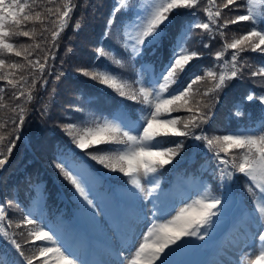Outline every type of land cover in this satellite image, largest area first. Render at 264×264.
I'll return each instance as SVG.
<instances>
[{"label":"snow or ice","instance_id":"obj_1","mask_svg":"<svg viewBox=\"0 0 264 264\" xmlns=\"http://www.w3.org/2000/svg\"><path fill=\"white\" fill-rule=\"evenodd\" d=\"M256 2L225 0L217 4V0H207V6L203 8L207 22L196 20L182 25V30L174 38L167 63L148 80L142 77L128 80L119 72L104 66L93 65L92 70H79L83 75L112 89L124 100L139 105L136 109L139 117L135 120L121 112L112 119L82 122L79 126L76 123L61 125L74 148L69 150V155L58 156L54 165L72 186L84 212L93 218L98 211V194L89 171L92 165L84 166L77 160L89 158L109 173L122 174L125 188L118 194L120 198L116 201V207L121 209L120 222L116 225L119 240L109 252L116 259H86L66 241L59 225L49 223L43 217L33 216L30 211L26 218L14 223L6 211L12 203L8 201L7 205L0 204V240L14 256L4 264H34V261L36 264H175L172 257L192 243V238L202 242L210 236L209 229L222 215L227 200L202 182L195 198H186L189 202H182L183 206L177 208L175 201H171L160 189L158 177L161 170L166 165H172L184 149V141H173V137L203 142L205 149L212 153V159L217 161L221 185L225 181H234L238 174L246 178L245 190L252 207L242 210L243 227L258 246L254 252L242 249L236 264H264V123L258 127H246L242 131L211 137L203 131V125L213 115L212 108L215 103H219V93L228 82L240 78L245 68L252 67L238 60L241 53L264 54V9L257 10L254 6ZM199 3L200 0H144L139 10L133 13L136 5L132 0H114L107 23L113 25L116 15L121 12L135 16L130 23L131 30L125 33L123 44L124 50L131 54L130 58L135 60L143 55L145 49H151L159 43L162 26L169 22L172 13L180 9H195ZM260 3H264V0H260ZM52 4L56 5L55 8L48 6ZM76 6L75 0H32L31 4L29 0H0V81H6V85L14 90L12 95L16 100L24 98V103L33 101L32 91L37 80L43 78L47 82L46 64L49 59H54V55L45 52L43 63L39 59L33 61L29 57L37 49L43 51L41 45L18 47L12 42L13 39L34 37V31L23 30V27L29 21H40L55 26L51 31V43L47 45L49 48L55 47ZM37 8L40 10L37 11ZM225 9H244L245 14L224 19L222 12ZM192 15L196 17L195 12ZM240 22H250V29L238 37L234 35L231 42L225 41L221 50L214 53V65L203 70L204 75L192 73L185 79L189 65L201 55L186 46L191 29H201L210 38L216 35L224 37V30L229 25H238ZM47 31L45 27L40 33L42 39H46L44 33ZM204 47L208 48L209 45L205 44ZM96 54L97 60L107 58L118 68L125 66L122 59L115 58L103 47L97 48ZM9 55L23 57L30 76L33 75L32 70L40 73L39 77L32 79L31 86H28V76L10 78L16 73L7 70L24 69L26 65L9 63L3 58ZM226 55L230 59H225ZM250 76L261 78L259 86L262 93L249 92L235 102L237 117L244 115V103L259 102L264 108V63L252 70ZM206 78L211 81V87L201 93L195 86ZM4 90L0 87V93ZM0 100H3L2 95ZM11 111L14 115L0 123V130L7 129L0 131V168L6 165L20 138L19 131L25 120L26 109L21 104ZM182 111L189 115H173ZM9 124L12 125L10 128ZM198 128L201 129L199 134L195 131ZM145 201L152 204L148 212L144 211ZM13 226L15 229L26 227L27 235L23 231H10ZM17 235L25 237L22 243L18 242ZM25 248L31 254H26Z\"/></svg>","mask_w":264,"mask_h":264},{"label":"trees","instance_id":"obj_2","mask_svg":"<svg viewBox=\"0 0 264 264\" xmlns=\"http://www.w3.org/2000/svg\"><path fill=\"white\" fill-rule=\"evenodd\" d=\"M75 2L77 6L68 25L55 42V47H47L51 43V31L55 26L40 21H29L23 27V30L34 31V37H19L12 41L18 47L41 45L43 51L37 49L29 57L33 61L39 59L43 63L45 52L54 55V59H49L46 64L47 82L43 78L37 80L35 89L32 91L33 101L24 103V98L16 100L12 95L14 90L6 85V81H0V87L5 89L3 93H0L3 96V100H0V105H3L0 107V123L14 115L11 109L17 104H21L26 109L25 120L19 131L20 138L16 141L6 165L0 168V204L7 205L8 201L12 202L6 211L8 218L14 223L26 218L29 211L33 216L43 217L47 222H55V224H58L61 218L73 220L74 213L86 222V212L77 199V195L74 194L72 186L54 166L58 156L69 155V150L74 148L61 125L76 123L79 126L82 122L112 118L121 112L127 113L133 120L139 117V112L136 111L138 104L124 100L112 89L83 75L79 70H92L93 65L104 66L113 72H119L128 80L141 77L144 65H149L153 72H158L162 65L167 63L174 38L178 31L182 30L181 26H186L189 22L194 23L196 20L207 22L206 14L203 12V8L207 6V0H200L195 9L175 11L171 14L169 22L162 26L163 33L159 43L151 49H145L142 56L133 60L130 58L131 54L124 50L123 44L128 21L134 15L118 13L115 23L109 26L107 22L114 7V0H75ZM143 2L144 0H132V3L136 5L133 13ZM224 2L225 0H217V4ZM29 3L31 4L32 0H29ZM48 6L55 8L56 5ZM254 6L257 10L264 9V3H260V0H257ZM193 12L196 13L195 18L192 15ZM238 14H245L244 9H225L222 12L224 19H230ZM45 27L48 31L44 33L46 39H42L40 33ZM250 27V22L229 25L224 30V37L216 35L215 38H210L201 29L192 28L186 46L189 50L197 51L201 55L200 58L191 62L185 73V79L192 73L204 75L203 70L214 65V53L221 50L223 43L231 42L234 35L238 37ZM105 32L108 33L107 36ZM205 44L209 47L205 48ZM100 47L112 53L115 58L122 59L125 66L118 68L107 58L97 60L96 49ZM3 58L9 63L26 65L24 69L7 70L16 73L10 78L18 79L20 75L28 76V86H31L32 79L40 76L36 70H32L33 75H29L30 70L23 57L9 55ZM225 59H230V56L226 55ZM238 60L252 67L245 68L240 78L228 82L219 93V103H215L211 119L203 125V131L210 137L233 133L237 130L242 131L246 127H258L259 124L264 123V108L259 102L244 103L242 108L244 115L240 117L235 116L237 109L234 107L235 102L249 92L262 93L259 86L261 78L251 77L250 72L264 63V54L241 53ZM57 76L60 78L56 79ZM208 87H211V81L207 78L195 86L201 93ZM173 115L187 116L189 114L182 111ZM11 126V124L8 125L9 128ZM0 131H7V129ZM195 131L199 134L201 129L198 128ZM172 140H183L184 149L172 165H166L161 170L160 189L166 194L175 187L183 186L189 179L197 178L210 185L215 194L222 195L233 204L231 225L216 242L210 237H206L202 242L192 238V243L172 257L175 264H209L213 259L212 256L222 247L221 242L232 235L238 223L243 225L242 210L245 207L249 209L252 207V202L245 190L246 178L238 174L234 181L230 183L225 181V184L221 185L217 161L212 159V153L205 149L203 142L183 137H173ZM77 163L91 164L90 170L100 177L101 187L110 184V188L118 189L119 194L123 192L125 184L122 174L109 173L89 158H85V161L77 160ZM27 230L24 226L21 229H15L14 226L10 229L17 233L23 231L25 236ZM16 238L22 243L25 237L17 235ZM204 242H209L210 250L202 249ZM25 251L26 254H31L27 248ZM12 256L14 253L6 249L5 243L0 240V262L4 264ZM34 264H36L35 261Z\"/></svg>","mask_w":264,"mask_h":264},{"label":"rangeland","instance_id":"obj_3","mask_svg":"<svg viewBox=\"0 0 264 264\" xmlns=\"http://www.w3.org/2000/svg\"><path fill=\"white\" fill-rule=\"evenodd\" d=\"M139 10V9H138ZM135 16L128 21L126 31H130V23L134 21ZM153 72L148 65H145L142 70L141 77L144 80H148L152 76ZM113 118V117H112ZM108 118V119H112ZM260 125V124H259ZM84 166H87L84 164ZM89 171L92 173L93 176V185L98 194L97 205L98 211L95 218L91 215L87 214L90 218L92 223V231L96 237L101 238L104 242H99L98 240L95 241L96 247L98 248L99 252L102 253L104 260H115L116 257L109 254L110 250H113V246L118 243L119 237L116 231V225L120 222L121 210L116 207V201L119 199V193L115 188H110V184H107L104 187L100 186L101 179L100 177L95 174V172ZM158 180L160 178L158 177ZM202 181L193 180L190 181L186 187L182 189H178L172 194L170 198L171 201H175V206L177 208L182 207V202H189L186 198H195V193ZM144 204L146 205L144 211L148 212L149 209L152 208V204L145 201ZM226 205H230V201L228 200ZM117 208V210H116ZM102 209V210H101ZM150 215V212L148 213ZM174 214V213H173ZM51 223V222H49ZM225 225H227V215L225 213V207L222 215L216 220L214 226H212L209 231L211 236H219V233L225 229ZM60 230L61 233L64 235L66 241L72 246L74 250L80 251L81 255L86 258V253L90 256L92 260H95V250L91 247L90 241L92 237L91 234L85 233H78L77 231L73 230L72 227L66 228L65 224H61ZM137 230L139 231L140 228L137 225ZM146 231V228L143 229ZM123 231V227L121 228ZM229 242L231 244L228 245V253L224 252L222 256L226 259V264H236L237 259L240 257L241 250L243 249L245 252H254L256 251L257 244L252 241L250 236L244 233H239L238 236L235 238L231 237ZM248 245H252V247H247ZM111 247V249L109 248ZM258 254V252L256 253ZM254 258V256L252 257ZM225 264V263H221Z\"/></svg>","mask_w":264,"mask_h":264}]
</instances>
